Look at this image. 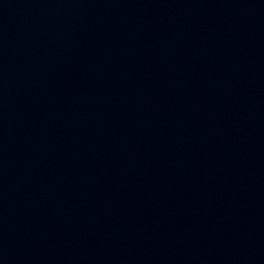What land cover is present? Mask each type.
Listing matches in <instances>:
<instances>
[{
	"label": "water",
	"instance_id": "water-1",
	"mask_svg": "<svg viewBox=\"0 0 264 264\" xmlns=\"http://www.w3.org/2000/svg\"><path fill=\"white\" fill-rule=\"evenodd\" d=\"M172 0H0V264H102Z\"/></svg>",
	"mask_w": 264,
	"mask_h": 264
}]
</instances>
